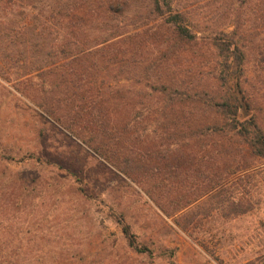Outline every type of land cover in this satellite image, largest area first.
<instances>
[{
  "label": "rangeland",
  "instance_id": "rangeland-1",
  "mask_svg": "<svg viewBox=\"0 0 264 264\" xmlns=\"http://www.w3.org/2000/svg\"><path fill=\"white\" fill-rule=\"evenodd\" d=\"M38 1H0V264H41L44 259L50 261L53 250L62 258L77 250L76 258L81 263L94 264H264V158L244 147L238 160L245 166L189 206L225 188L226 193L221 195L240 200L247 208L245 212L230 216L213 208L209 215H196L187 229L182 228L176 222L178 214L167 216L148 196L146 183L137 184L119 172L36 104L41 100L42 86L47 89L48 84L31 70L30 43L35 40L38 24L51 26L48 12H38ZM172 2L175 9L182 6L180 0ZM189 9L193 22L203 28L212 6L195 4ZM51 28L47 35L50 45L65 34L63 29ZM120 28L131 30L125 22ZM222 28L230 32L233 25ZM109 30L94 24L86 37L93 43L94 37L104 36ZM260 32V38H264V31ZM249 37L254 43L248 41ZM210 39L199 38L192 49L187 47L172 62L169 72L180 76L188 69L195 78L201 76L196 80L210 91L233 92L242 101L239 119L255 116L264 128V56L255 48L259 37L245 34L242 39L245 58L238 75L233 73L232 58L226 60L220 55ZM148 49L146 56H154L162 47ZM105 80L112 86L135 85L112 73L106 74ZM137 91L132 88V92ZM149 102L145 99V104L134 110L124 108L123 114L126 119L143 120L144 128L139 132L144 146L164 149L166 136L148 115ZM4 148L32 152V158L10 160L3 157ZM22 171L29 177L36 176L43 189L23 191L17 180ZM162 176L156 175V181L160 182ZM166 182L180 188L175 187L173 179ZM188 188L189 183L175 194H191ZM26 193L30 200L20 202ZM215 200L211 198L207 208ZM112 212L124 214L150 253H137L125 244L120 227L108 216Z\"/></svg>",
  "mask_w": 264,
  "mask_h": 264
},
{
  "label": "trees",
  "instance_id": "trees-1",
  "mask_svg": "<svg viewBox=\"0 0 264 264\" xmlns=\"http://www.w3.org/2000/svg\"><path fill=\"white\" fill-rule=\"evenodd\" d=\"M0 1L11 4L28 0ZM38 2L41 3L38 12L46 10L51 26L63 29L65 34L50 45L47 35L52 32L51 26L43 22L34 29L35 40L30 43L31 70L48 84L47 89L41 85V100L36 104L119 172L137 184L146 183L148 196L167 216L178 214L176 222L182 228L187 229L196 215H209L213 208L230 216L245 212L247 208L240 200L221 195L223 191L226 193L225 188L189 206L245 166L238 160L244 147L264 158V128L255 116L239 119L240 102L233 92L210 91L196 80L201 76L195 78L188 69L180 76L169 70L187 47L190 50L199 38L210 37L220 55L226 60L232 58L233 73H241L245 34L259 37L255 48L264 56V38H260V31H264V0H180L182 6L176 9L172 0ZM195 4L203 8L212 6L203 28L199 27L201 23L193 22L189 7ZM123 22L131 30L122 31ZM94 24L110 30L90 43L86 34ZM229 24L233 29L226 32L222 27ZM198 32L207 34L198 36ZM248 41L254 43V38L249 37ZM152 46L162 49L154 56H146L145 51ZM110 73L130 79L135 85L107 84L105 75ZM132 88L138 91L132 92ZM145 99L150 101L148 115L153 116L157 129L166 136L164 149L144 146L139 132L144 128L143 120L124 117V108L134 110L144 105ZM31 154L13 148L2 151L3 157L10 160L32 158ZM156 175H163L160 182L156 181ZM35 178L20 172L19 187L23 191L42 190ZM189 178L196 181L190 182ZM172 179L175 187L189 183L191 194H175L180 188L166 182ZM27 195L20 197V202L30 200ZM211 198H216L215 204L207 208ZM108 216L120 227L131 250L151 252L122 212ZM76 251L62 258L53 250L50 261L44 259L40 263L94 264L81 263Z\"/></svg>",
  "mask_w": 264,
  "mask_h": 264
},
{
  "label": "water",
  "instance_id": "water-1",
  "mask_svg": "<svg viewBox=\"0 0 264 264\" xmlns=\"http://www.w3.org/2000/svg\"><path fill=\"white\" fill-rule=\"evenodd\" d=\"M239 100H240V102H242L240 97H239Z\"/></svg>",
  "mask_w": 264,
  "mask_h": 264
}]
</instances>
